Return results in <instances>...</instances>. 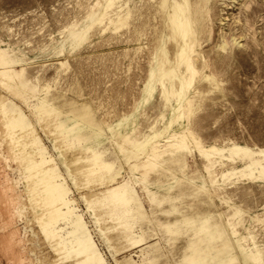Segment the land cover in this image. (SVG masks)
<instances>
[{"label": "rangeland", "instance_id": "1", "mask_svg": "<svg viewBox=\"0 0 264 264\" xmlns=\"http://www.w3.org/2000/svg\"><path fill=\"white\" fill-rule=\"evenodd\" d=\"M0 72V264H264V0H0Z\"/></svg>", "mask_w": 264, "mask_h": 264}, {"label": "bare ground", "instance_id": "2", "mask_svg": "<svg viewBox=\"0 0 264 264\" xmlns=\"http://www.w3.org/2000/svg\"><path fill=\"white\" fill-rule=\"evenodd\" d=\"M172 23L174 25V30L176 31L177 37H178V43L180 47L179 51L182 52L185 49V46L189 44V41L191 42V37H190V20L188 15H186V12L182 10L180 7L176 6L173 4L172 10L170 13ZM190 28V29H189ZM193 40V39H192ZM186 62V61H185ZM187 64V62H186ZM1 73V72H0ZM173 139V138H172ZM171 141V140H170ZM172 145H177L178 143H171ZM249 150H244V154L250 155L258 152L261 154V156L264 158V150H259V151H249ZM94 157H96L94 155ZM257 161L253 162L252 164L256 163ZM51 175H46L42 180L49 179ZM38 183V182H37ZM44 185L46 186L47 184L44 181Z\"/></svg>", "mask_w": 264, "mask_h": 264}]
</instances>
